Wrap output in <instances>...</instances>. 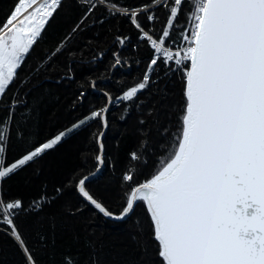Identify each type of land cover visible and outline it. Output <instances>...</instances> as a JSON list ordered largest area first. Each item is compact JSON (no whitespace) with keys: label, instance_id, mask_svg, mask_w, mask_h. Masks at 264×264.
<instances>
[{"label":"snow or ice","instance_id":"1","mask_svg":"<svg viewBox=\"0 0 264 264\" xmlns=\"http://www.w3.org/2000/svg\"><path fill=\"white\" fill-rule=\"evenodd\" d=\"M73 4L82 15L44 59L70 52L68 42L89 21L103 26L118 18L135 31L136 43L124 34L116 35L114 43L133 48L143 44L151 55L137 82L119 88L116 97L104 92L103 106L88 104L62 130L39 137L32 130L33 106L20 91L25 67L47 28ZM100 8L105 15L93 19ZM160 10L166 21L157 31ZM112 56L113 67L121 65L119 52ZM177 74L183 85L182 108L173 131L163 101L168 98L166 81ZM153 87L157 100L148 115L159 125L160 143L166 141L168 147L145 175L154 153L148 150L149 133L144 131L145 140L130 153V160L143 167L122 172V203L112 210L91 190L111 155L105 141L112 106L124 120L129 106L141 107L140 96ZM89 88L100 91L95 80ZM86 99L87 91H78V105L85 106ZM0 113V233L12 239L21 264H40L39 250L50 246L51 264H102L91 242L85 243L90 249L86 259L71 246L59 254L55 250L65 227L61 218L83 212L81 205L61 203L67 189L82 205L113 221L127 220L140 207L146 213L154 254L134 237L139 259L111 264H264V0H142L136 7L120 5L119 0H14L0 21ZM82 130L94 147L81 153V163L53 185L51 193L44 184L28 203L5 197L8 180L28 169L40 175L34 166ZM29 215L43 216L51 230L50 237L37 234L39 248L30 246L18 226Z\"/></svg>","mask_w":264,"mask_h":264},{"label":"trees","instance_id":"2","mask_svg":"<svg viewBox=\"0 0 264 264\" xmlns=\"http://www.w3.org/2000/svg\"><path fill=\"white\" fill-rule=\"evenodd\" d=\"M141 1L142 0H119V4L127 7H136ZM13 3L14 0H0V21L5 18ZM80 15H82V9L78 6L73 4V6L69 9L66 5L65 11L56 19L55 23H53L51 27L47 28L43 40L38 43V46H35L34 51L26 64V74L24 75L25 86L22 87L20 91L22 93H27L25 98L28 103L33 106L34 110L32 112L31 120L32 130L39 137L48 136L60 126L59 122L63 119H60L61 121L56 119L60 106V110L62 111L65 108L64 106H70L73 103L72 105L75 107L73 112L79 107L76 102L77 95H75V92L78 93V91H81L82 86L85 88L84 90L87 91V89H90L89 82L91 80L103 79L111 76L114 65L112 52H119L121 60L124 58L128 65L133 64L137 67H139V65H141L143 61H146V58L151 55L148 48L143 44H141L138 48H133L131 46L123 47L114 43V37L119 34L132 36V44L134 45L136 43L135 31H130V25H128L122 18H118L106 21L103 26L98 24L91 26L89 21L82 31L77 32L71 38L70 42H68V47L76 40L80 41L82 44H86L84 38L88 39L90 38L89 36H91L94 41L93 44H95L93 46L91 45L90 49L82 48L77 51L74 50L75 57H77L79 61L78 64H69L65 59L61 61L57 60V58L62 55L57 56L54 59L52 57L44 59V55L51 51L54 46H56L58 41H60L65 35L70 34V26L73 25V22L77 20ZM104 15L105 10L100 8L94 13L93 19ZM158 17L159 18L155 25V29L157 31H159L166 21V15L163 10L158 12ZM183 22L184 21L182 20L181 23ZM66 53L67 51L64 52V54ZM101 53H103V56L100 55ZM50 60L52 62H56L55 67L52 62L49 63ZM93 61L95 62L93 63ZM89 62H91L90 64H93V70L87 67ZM27 73H30V75ZM115 73L116 74L112 76L111 80L99 83V87L97 85V87L101 90H105L106 87L110 88L111 91L116 92L113 97L120 94H117V90L119 88L126 87L137 82L143 75L140 70L130 71V68L124 66L123 68L120 67L117 69ZM66 76H71L73 79H65ZM74 83H76L77 91L75 87H73V95V93L69 92V89L72 88ZM166 83L168 85V92H171L175 98L174 104L171 108H166L167 116L170 119L169 127L175 131L176 120L182 108L183 85L179 74L176 76H170ZM25 90H27V92ZM101 90L100 92L93 91V101L96 105H99H95V107L103 106L105 103L103 100V92H101ZM140 99L144 101V104L139 108L130 105L129 111L125 115L124 120L118 119L121 112L116 106H112V112L114 113L110 117V123L111 118L113 121H115V119H118L120 122L126 121L124 122L126 126L124 125L123 131L114 142V144L118 142V147H113V144L111 147L116 151L115 160L119 169L115 176L116 191L115 196H113L110 200L111 202L104 199L103 201L112 210H118L120 204L122 203L120 199L122 192V172L130 167L135 169H141L143 167L142 165L137 164V162L130 160V153L137 150L141 145V142L145 140L143 135L144 131H148L149 133L147 137V144L149 146L148 150L154 153L148 157V168L144 170L145 175L152 170L153 162L158 158H162L161 149L168 147L166 141L165 143H159L156 146L154 145L155 132L157 131L159 125H154L152 123V119L148 115V107L151 106L152 108L153 102L157 100L156 88L153 87L143 93L140 96ZM167 102V100L163 101L165 106H167ZM122 107L123 105H120V108ZM115 115H117V117ZM128 119L129 121H134L136 119L139 121L140 119H143L146 123L145 125H140L137 121L135 128L137 127L138 131L134 132L133 129L128 127ZM74 135H72L62 146L58 147L54 153L68 149L67 147L72 143V138L76 137ZM107 138L108 135L106 139ZM62 155L63 157L71 155L70 160L67 158V160L63 161L61 165H55L54 167H50L51 165L48 166V164L44 170V167L40 164L44 163L45 165L48 163L46 160L50 157L49 156L45 161H42L40 164L34 166L35 169L40 171V175H36L34 169H28L15 178L8 180L4 185L5 197L13 196L22 198L25 203H28L30 200L41 194L44 184H47V191L51 193L53 185H58L59 182L69 177L72 174L73 169L81 163V157L78 156L77 153L75 154V151L74 153L69 151L63 153ZM60 157L62 156L58 157L59 161ZM77 159L79 160L78 163L76 162ZM106 159H108V157H106ZM107 163L109 164V162ZM158 166L159 165L157 164L156 167ZM89 168H91V164H89ZM141 179H143V177H141ZM61 203H67L73 207L81 205L83 212L82 214H77L75 218H61L65 227L63 232H59L56 238L55 250L57 254L64 251L68 246H71V251L73 253L78 252L82 259H86L90 251V249L85 246L87 241L91 242V244L95 247L102 264H104V262L111 264L113 260L123 261L139 259L141 252L137 248V243L133 239L134 237L142 244H147V248L151 249L154 253L155 244L151 240L149 220L142 207L137 208L135 213L127 220L117 222L103 217L90 206L82 205L77 194L72 189H67L65 191ZM55 210L56 209H52L51 211ZM137 213H142V221L138 218ZM93 223H96L97 226H92ZM18 226L22 232L28 235L29 244L33 247L39 248L37 239L38 233L43 232L49 237L51 235L48 222L43 216H23L19 221ZM121 232H125L126 235H129L130 237H128V239H130L121 241L118 238L119 235H117ZM74 236L78 237V240H73ZM49 251H51V246L47 250L42 248L39 250L38 259L40 264H51V257L47 254ZM21 261L22 256L16 249L12 239L0 233V264H21Z\"/></svg>","mask_w":264,"mask_h":264},{"label":"rangeland","instance_id":"3","mask_svg":"<svg viewBox=\"0 0 264 264\" xmlns=\"http://www.w3.org/2000/svg\"><path fill=\"white\" fill-rule=\"evenodd\" d=\"M142 3V1L140 2ZM139 3V4H140ZM91 23V22H90ZM90 38H84V41L86 42V44H82L80 41H73L72 44L69 46V49L70 48H73V49H70V52L67 51L66 54L62 55L61 57L57 58V60L61 61L63 59L67 60V62L69 64H74V63H79L77 57H75V53H74V50H79V49H90L91 48V45H95L93 44L94 41L92 40L91 36H89ZM61 58V59H60ZM123 61L124 58H123ZM92 62V61H91ZM91 62H89L87 64V67L90 68L91 70H93V64H90ZM95 61H93L94 63ZM55 67L56 65V62H52ZM124 63V62H123ZM145 63L146 61H143L141 63V65H139V67H137L136 65L134 66L133 64L132 65H128L127 63H124V67H127V68H130V71L132 70H140L141 74H143V71H144V67H145ZM92 72V71H91ZM90 72V73H91ZM88 74V73H87ZM116 73H114L115 75ZM111 74V76L107 77V78H103V79H96V83L99 87V83L103 82V81H109L112 79V76H114ZM34 86V85H33ZM73 87H75L76 89V83H74V85L72 86L71 89H69V92L73 93L74 95V90H73ZM83 88V89H82ZM85 88L82 86L81 87V90H84ZM100 89V88H99ZM101 90V89H100ZM27 92V90H25ZM77 91V89H76ZM100 92V91H98ZM101 92H108L110 93L112 96L114 94H116V92L114 91H111L110 88H106L105 87V90L102 89ZM77 95V92H75ZM119 92L117 91V94ZM87 99H86V102H85V106L81 107L79 106L78 108H76L73 112V109L75 108L74 105H70V106H64L65 108L61 111V106L58 110V115H56V119H58L59 121H62L59 122L60 123V126L58 128H56L54 130L55 131H58V130H62L64 126H67L70 122L74 121L81 113H83L86 108H87V105L88 104H91V105H96L95 102L93 101L94 99V96H93V91H91L90 89H87ZM105 101V99H103ZM167 106H165L166 108H171V106L174 104V101H175V98H174V95H172L171 92H168V98H167ZM96 106H99L98 104ZM149 109L151 108L148 107ZM114 112H112L113 114ZM70 114V115H69ZM118 115V114H117ZM117 115H115L117 117ZM68 116V117H67ZM61 119V120H60ZM161 119H163V116L161 117ZM137 119L136 120H131L129 121L128 119V127L130 129H133L134 132L135 131H138L137 127L135 128L136 124H137ZM126 122V121H124ZM124 122H120L118 119H115V121H113V119L111 118V123H110V131L108 133V138L106 139L105 143H106V151L109 152L111 155L108 156V159H106L105 161V167L103 169V172L101 173V176L92 184L91 186V190L93 193H95L97 196H100L102 199L104 200H107V201H110L111 198H113V196H115V191H116V179H115V176H116V173L118 172V167H117V164H116V160H115V157H116V151L114 150V148H111L112 147V144L114 145V142L115 140L118 138L119 134L123 131L124 129V125L125 123ZM126 126V125H125ZM135 128V129H134ZM95 130V128H93V131ZM76 137H73L72 138V143L70 144V146H68L66 150L64 151H58L57 153H54L52 154L46 161H48V163H46L44 165V163H41L40 165L44 167V170L46 169V165L50 166V167H54L55 165H61V163L65 160H70V156L67 155V157H63V153H66V152H72L74 153L75 151V154L77 153L78 156L81 157V153L83 152H88L90 149L93 148V145L92 143L90 142V137H89V133L87 131H80L78 134L74 135ZM161 141V136L159 135L158 131L155 132V143L154 145L156 146L157 144H159ZM80 150V151H79ZM79 153H78V152ZM57 154V155H56ZM59 156H62L60 157V161H59ZM62 158V160H61ZM75 160V158H74ZM78 159H77V163H78ZM81 161V160H80ZM109 162V164L107 163ZM114 165V167H113ZM96 191V192H95ZM110 196V197H109ZM111 202V201H110ZM137 216L138 218L141 220V217L143 216L142 213H137ZM142 221V220H141ZM95 224V225H94ZM92 226H97L96 223H93ZM119 235V239L121 241H124V240H129L128 237H130L129 235H126L125 232H121L120 234H117ZM148 252L150 254H154L153 251L151 249H148Z\"/></svg>","mask_w":264,"mask_h":264},{"label":"flooded vegetation","instance_id":"4","mask_svg":"<svg viewBox=\"0 0 264 264\" xmlns=\"http://www.w3.org/2000/svg\"><path fill=\"white\" fill-rule=\"evenodd\" d=\"M121 61H122V63H123V62L126 63V62L123 61V60H121ZM122 63H121V65H119V66H115V67L112 68V72H111L112 75H114L115 71H116L117 69H119L120 67L123 68L124 63H123V64H122Z\"/></svg>","mask_w":264,"mask_h":264},{"label":"water","instance_id":"5","mask_svg":"<svg viewBox=\"0 0 264 264\" xmlns=\"http://www.w3.org/2000/svg\"><path fill=\"white\" fill-rule=\"evenodd\" d=\"M117 222H121V221H117Z\"/></svg>","mask_w":264,"mask_h":264},{"label":"crops","instance_id":"6","mask_svg":"<svg viewBox=\"0 0 264 264\" xmlns=\"http://www.w3.org/2000/svg\"><path fill=\"white\" fill-rule=\"evenodd\" d=\"M182 22V21H181Z\"/></svg>","mask_w":264,"mask_h":264}]
</instances>
